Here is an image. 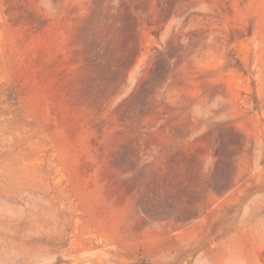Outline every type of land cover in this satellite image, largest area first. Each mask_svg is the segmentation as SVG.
<instances>
[{"label": "rangeland", "instance_id": "1", "mask_svg": "<svg viewBox=\"0 0 264 264\" xmlns=\"http://www.w3.org/2000/svg\"><path fill=\"white\" fill-rule=\"evenodd\" d=\"M0 264H264V0H0Z\"/></svg>", "mask_w": 264, "mask_h": 264}]
</instances>
